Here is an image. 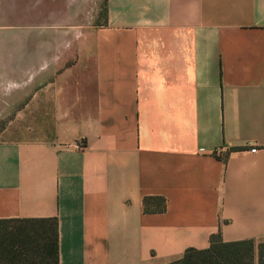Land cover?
Here are the masks:
<instances>
[{
	"label": "crops",
	"instance_id": "crops-1",
	"mask_svg": "<svg viewBox=\"0 0 264 264\" xmlns=\"http://www.w3.org/2000/svg\"><path fill=\"white\" fill-rule=\"evenodd\" d=\"M96 4L43 0L40 77L0 92L25 112L0 139V220H54L56 264H168L211 234L256 252L264 0H103L81 23Z\"/></svg>",
	"mask_w": 264,
	"mask_h": 264
},
{
	"label": "rangeland",
	"instance_id": "rangeland-1",
	"mask_svg": "<svg viewBox=\"0 0 264 264\" xmlns=\"http://www.w3.org/2000/svg\"><path fill=\"white\" fill-rule=\"evenodd\" d=\"M96 3V14L94 16L87 13L80 15L81 23L103 22V0H96ZM57 21L55 16L51 17L45 13L43 0H0V92L2 96L13 91L18 93L20 89L15 88L23 86V89H28L37 82L40 77L38 65H41L39 57L43 56V39L57 31V26H54ZM37 59L39 62L36 61ZM32 73L35 78L27 80ZM2 103L1 100L2 107L8 106ZM9 106H13L14 109L0 111V139L8 137L5 129H14V123L18 127H23L25 112L19 110V104L13 103ZM37 226L38 223L24 225L28 230ZM253 250H255L254 245Z\"/></svg>",
	"mask_w": 264,
	"mask_h": 264
},
{
	"label": "trees",
	"instance_id": "trees-1",
	"mask_svg": "<svg viewBox=\"0 0 264 264\" xmlns=\"http://www.w3.org/2000/svg\"><path fill=\"white\" fill-rule=\"evenodd\" d=\"M232 149H236L235 147ZM26 223H38L30 230ZM252 240L224 242L218 234L209 236L206 249L187 248L182 257L168 264H264V243ZM56 264V231L52 219H22L13 225L0 220V264Z\"/></svg>",
	"mask_w": 264,
	"mask_h": 264
},
{
	"label": "built area",
	"instance_id": "built-area-1",
	"mask_svg": "<svg viewBox=\"0 0 264 264\" xmlns=\"http://www.w3.org/2000/svg\"><path fill=\"white\" fill-rule=\"evenodd\" d=\"M255 148H249L250 151H254Z\"/></svg>",
	"mask_w": 264,
	"mask_h": 264
}]
</instances>
